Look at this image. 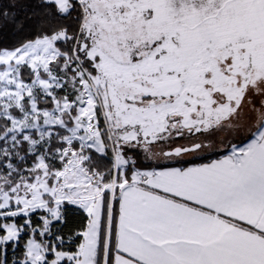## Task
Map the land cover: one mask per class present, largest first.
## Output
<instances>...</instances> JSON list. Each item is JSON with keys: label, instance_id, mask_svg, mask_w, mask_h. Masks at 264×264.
<instances>
[{"label": "snow or ice", "instance_id": "1", "mask_svg": "<svg viewBox=\"0 0 264 264\" xmlns=\"http://www.w3.org/2000/svg\"><path fill=\"white\" fill-rule=\"evenodd\" d=\"M18 3L0 24L37 31L0 46V264H264V0ZM65 204L68 249L45 238Z\"/></svg>", "mask_w": 264, "mask_h": 264}, {"label": "trees", "instance_id": "2", "mask_svg": "<svg viewBox=\"0 0 264 264\" xmlns=\"http://www.w3.org/2000/svg\"><path fill=\"white\" fill-rule=\"evenodd\" d=\"M35 2L36 0H19V3L17 4V8L15 9L17 13V18L20 20H24L25 16L33 11H36L35 9ZM0 3L7 5L9 3V0H0ZM27 5V7H25ZM23 9V11H21ZM37 31V25H36V17H33L31 21H26V27L24 31L22 32H16L14 30V27L11 23L4 22L0 24V46L2 47H11L15 44H17L20 40H23L25 38L30 37L34 32ZM94 157H96L101 166L108 163V160L103 157H99L98 155L92 153ZM216 153H211L207 156V158H201L197 162H207V159L215 158ZM31 163V160L27 162L29 165ZM43 215V212H37L32 215V221L34 226L41 225V221L39 220V217ZM63 215L65 217V222H53L51 226V231L54 235L52 236H46L50 239L54 240L55 235H62L64 237V248H69V241L68 236L70 233H74L79 230V227L81 223L84 221V215L78 208L71 206V205H65L63 209ZM19 223H22V218H18ZM37 239H40V237L37 235ZM27 239V236L25 235L23 239L20 242L19 248L16 250V255H19L20 252L23 249V243ZM75 243H78V240L75 241ZM75 243H72L71 247L74 248ZM13 256V251L11 249L8 250V257L9 260H11Z\"/></svg>", "mask_w": 264, "mask_h": 264}, {"label": "rangeland", "instance_id": "3", "mask_svg": "<svg viewBox=\"0 0 264 264\" xmlns=\"http://www.w3.org/2000/svg\"><path fill=\"white\" fill-rule=\"evenodd\" d=\"M94 153V152H93ZM95 154V153H94ZM129 154H131V151H129ZM211 154V153H210ZM210 154H208V155H210ZM96 155H98L99 156V154H96ZM109 156H110V151H109ZM103 158H106L107 160L109 159V157L108 156H105V157H103ZM31 164V163H30ZM29 164V165H30ZM65 205H67V204H65ZM64 205V206H65ZM71 206H73V205H71ZM74 207H76V206H74ZM37 212H41V211H37ZM36 212V213H37ZM53 222H56V221H53ZM45 238H47V239H49V240H52V239H50L49 237H45Z\"/></svg>", "mask_w": 264, "mask_h": 264}, {"label": "crops", "instance_id": "4", "mask_svg": "<svg viewBox=\"0 0 264 264\" xmlns=\"http://www.w3.org/2000/svg\"><path fill=\"white\" fill-rule=\"evenodd\" d=\"M77 208V207H76Z\"/></svg>", "mask_w": 264, "mask_h": 264}]
</instances>
